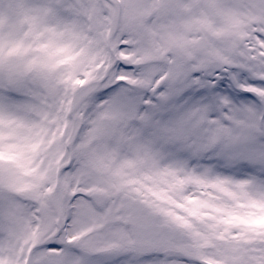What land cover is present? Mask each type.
Masks as SVG:
<instances>
[{"label":"snow or ice","instance_id":"snow-or-ice-1","mask_svg":"<svg viewBox=\"0 0 264 264\" xmlns=\"http://www.w3.org/2000/svg\"><path fill=\"white\" fill-rule=\"evenodd\" d=\"M0 264H264V0H0Z\"/></svg>","mask_w":264,"mask_h":264}]
</instances>
